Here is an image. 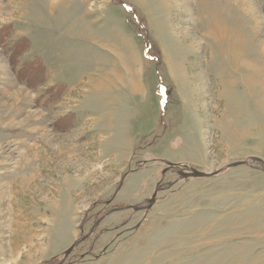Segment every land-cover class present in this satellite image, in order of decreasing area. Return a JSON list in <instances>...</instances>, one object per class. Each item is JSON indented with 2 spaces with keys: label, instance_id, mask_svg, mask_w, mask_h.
I'll list each match as a JSON object with an SVG mask.
<instances>
[{
  "label": "rangeland",
  "instance_id": "rangeland-1",
  "mask_svg": "<svg viewBox=\"0 0 264 264\" xmlns=\"http://www.w3.org/2000/svg\"><path fill=\"white\" fill-rule=\"evenodd\" d=\"M255 157L264 0H0V264H264Z\"/></svg>",
  "mask_w": 264,
  "mask_h": 264
},
{
  "label": "water",
  "instance_id": "water-1",
  "mask_svg": "<svg viewBox=\"0 0 264 264\" xmlns=\"http://www.w3.org/2000/svg\"><path fill=\"white\" fill-rule=\"evenodd\" d=\"M254 161H258V162H262L264 164V160L261 159V158H258V157H255L254 159H252L251 161H238V162H235L234 164L230 165V166H239V165H243V164H251L252 162ZM219 172H211V173H205V172H201V171H198V170H193L191 173L189 174H185L183 175L182 178H187V177H210V176H213V175H216L218 174ZM181 178V179H182ZM176 183V182H175ZM171 185H174V183H172ZM161 189H157L155 194L153 195L152 198L149 199V204L145 207H138V206H132L130 205L129 208H134V209H143V208H150L153 206V204L155 203V200H156V195L157 193L160 191ZM115 210V209H114ZM113 210V211H114ZM112 212V211H111ZM110 212V213H111ZM92 231L93 229L91 230V232L89 233L92 234ZM89 235H87L86 237H88ZM84 237V238H86ZM81 242V240H78L76 241L71 247L68 248L67 252H66V258L70 255V253L72 252V250ZM64 262H60L59 264H63Z\"/></svg>",
  "mask_w": 264,
  "mask_h": 264
},
{
  "label": "flooded vegetation",
  "instance_id": "flooded-vegetation-1",
  "mask_svg": "<svg viewBox=\"0 0 264 264\" xmlns=\"http://www.w3.org/2000/svg\"><path fill=\"white\" fill-rule=\"evenodd\" d=\"M142 209V208H141ZM141 209H138V210H141Z\"/></svg>",
  "mask_w": 264,
  "mask_h": 264
}]
</instances>
